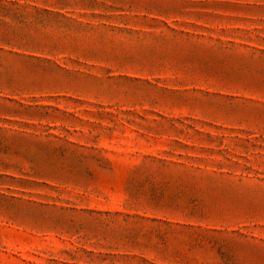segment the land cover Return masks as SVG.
I'll return each mask as SVG.
<instances>
[{"label":"rangeland","instance_id":"obj_1","mask_svg":"<svg viewBox=\"0 0 264 264\" xmlns=\"http://www.w3.org/2000/svg\"><path fill=\"white\" fill-rule=\"evenodd\" d=\"M0 264H264V0H0Z\"/></svg>","mask_w":264,"mask_h":264}]
</instances>
